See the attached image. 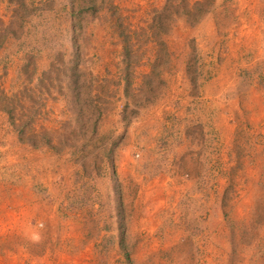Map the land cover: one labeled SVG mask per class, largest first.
<instances>
[{"label":"rangeland","instance_id":"obj_1","mask_svg":"<svg viewBox=\"0 0 264 264\" xmlns=\"http://www.w3.org/2000/svg\"><path fill=\"white\" fill-rule=\"evenodd\" d=\"M261 13L0 0V240L37 241L21 264H264Z\"/></svg>","mask_w":264,"mask_h":264},{"label":"crops","instance_id":"obj_2","mask_svg":"<svg viewBox=\"0 0 264 264\" xmlns=\"http://www.w3.org/2000/svg\"><path fill=\"white\" fill-rule=\"evenodd\" d=\"M243 1H244V4L245 5L248 3V0H243ZM261 14H264V13H261ZM209 25L211 26V29L212 30L213 29L215 30L216 26H214V21H213V23L212 22H210V23L207 22V23H205L204 26L205 27L207 26L206 28L208 29ZM201 28L202 27H199V29H201ZM246 29L249 30V31H253V33H254V31L256 32V30L264 29V26H263L262 23L257 22L256 24H252V26H248ZM249 31H247V32L250 33ZM246 36L249 37V34H246ZM258 39L260 40L261 38L259 36H257L256 39H254V40H258ZM258 43H259V41H258ZM261 51L264 53V48H262ZM222 77L223 76H221V78ZM226 78H228V75H227ZM2 142L4 143L5 142V139H4L3 136L0 135V143H2ZM14 150L17 151L19 149H18V147H16L15 149H11V147L8 148V151L9 152L10 151H14ZM5 157L7 159H9V153ZM12 158L13 159H11V160H14L15 159L16 162H20L23 159V153H22V151L17 152L16 156H13ZM25 161H26V159H25ZM51 175H52V173H51ZM2 190H3V188L0 189V191H2ZM60 190L53 189L52 190L53 191V196L54 197L60 196L59 195L60 194ZM15 191H16V189H15ZM22 194L24 196H23V198L21 200L19 199V197H18V199H16L15 196H14V194L12 192H10V191H8L7 193L6 192H2L1 193V197H2V200L4 202L9 201V200L12 201V202L17 201V203H14L12 205L14 207H17L18 205H21V201L22 202L23 201L26 202V201H30L33 198H35L33 192L32 191H29L27 188L23 190V193ZM30 209H32V208H30ZM32 211H34V209H32ZM5 212L6 213H9L7 211H5ZM38 215H40V214H38ZM36 216H33V217H36ZM39 218L40 217H38V219ZM61 224H65V222H61ZM33 231H35V230H33ZM59 235L58 236L61 237L60 238L61 242H65V238H66V235H67V231L65 229H62L61 232L59 231ZM7 237L9 238V236H7ZM0 241H1L0 242V262L5 261V263H9V264H13V263L14 264H21L22 262L20 261V258H21V256H23V257H27L28 260H30V263H33V260H34L33 259V250L35 249V246H36V243H37V241L35 242V239L32 238V239H29L28 240L26 237H24V236H22L20 234L18 236V238L14 242H7L6 240L3 241L2 239ZM23 242H26L27 243V248L29 249L28 252H25V251H23L21 249V246L20 245ZM53 251H54V255L58 254L59 252L61 254H63V255L64 254H67V250L65 249V247L64 248L62 247L61 250L57 251V249L53 245ZM65 262L62 263V264H65Z\"/></svg>","mask_w":264,"mask_h":264}]
</instances>
